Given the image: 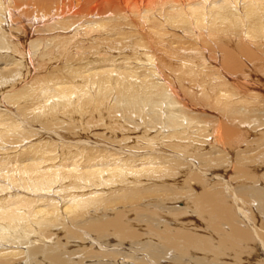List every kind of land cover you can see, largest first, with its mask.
<instances>
[{
  "label": "bare ground",
  "instance_id": "obj_1",
  "mask_svg": "<svg viewBox=\"0 0 264 264\" xmlns=\"http://www.w3.org/2000/svg\"><path fill=\"white\" fill-rule=\"evenodd\" d=\"M30 1L35 0H0V80L8 77L14 90L0 100V264H74L60 249L78 236L92 246L115 237V245L106 243L113 249L104 243L102 253L90 247V259L103 254L100 264H120V259L121 264H251L244 256L250 260L264 253V191L259 190L264 189V105L258 106L264 104V65L257 68L259 78L247 58V89L235 96L226 90L225 77L231 74L222 48L216 51L219 69H200L210 82L196 75L191 58H177L183 56L178 41L194 23L195 31L215 36V29L230 36L231 27H239L232 38L245 36L249 49L264 61V0H194L184 1L183 8L168 0L154 5L156 11L149 9L154 0H124V8L129 4L124 15L115 14L119 24L114 16L101 13L105 20L94 11L82 23L81 17L62 24L59 19L74 16L81 0H56L55 13L32 8ZM126 27L135 39L130 47L121 42ZM94 33L103 38L99 47L92 45L96 49L86 66L62 75V66L48 65L58 53L70 57L75 52L82 59L80 43L71 42ZM209 36L195 37L194 48ZM209 47L214 49L212 42ZM204 48L198 53L209 51ZM239 48L255 59L246 47ZM32 69L36 75L46 73L44 84L36 82L30 92V87L22 89V79L23 74L31 77ZM245 92L254 100L238 99ZM107 97V116L121 112L118 118L133 128L125 122L115 126V119L108 123L102 113L97 125L103 126H80L85 112ZM196 97L201 100L193 101ZM202 103L219 116L195 108ZM239 107L246 115L241 120ZM255 119L257 126H241ZM62 127L69 129L68 136ZM91 129L104 132L90 136ZM151 199L157 203L153 211L150 204L139 208ZM144 215L160 219L161 225L151 226V219L146 224ZM145 237L154 248L145 242L143 251L134 244L131 251L123 249L126 242L143 243ZM140 252L147 254L140 257ZM252 264H264V258Z\"/></svg>",
  "mask_w": 264,
  "mask_h": 264
},
{
  "label": "rangeland",
  "instance_id": "obj_2",
  "mask_svg": "<svg viewBox=\"0 0 264 264\" xmlns=\"http://www.w3.org/2000/svg\"><path fill=\"white\" fill-rule=\"evenodd\" d=\"M163 1H168V0H154V1H151V3H150V5H149V9H154L155 11H156V9H155V6L154 5H157L158 3H160V2H163ZM169 1H171L173 4H174V2H177L176 4L178 5L177 7L178 8H183V2L184 1H188V3H193V1L194 0H169ZM214 2L216 1V0H213ZM36 2H38V0H35V1H30V6L32 7V8H35L36 9V6H37V8H42L43 10H47L48 9V11L49 10H54V12L53 13H55V11H56V6H55V4H56V0H49L48 2H44V3H42L43 4V6H42V4L39 6V5H35L34 4V6L32 5L33 3H36ZM66 2H68V0H66ZM143 2L145 3V1L143 0ZM130 3L131 4H133L134 3V0H130ZM124 0H81L80 1V3H78V11L74 14V16H68L65 20L63 19V18H61V19H59V21L60 22H62V24L64 23V21H71V22H74V21H77V20H79L81 17V22L80 23H82L83 22V20H85L86 18V16H87V14L89 13V12H96V13H100V14H97V15H99V16H101V17H103L102 15H101V13H104V14H107L106 15V17H112V16H114V21H115V23L116 24H119L118 23V20H117V17H115V14H117V12H120L121 11V15H124V13H125V11H126V7L128 8V5L124 8ZM42 10V11H43ZM123 10V11H122ZM128 11V10H127ZM124 12V13H123ZM127 13V12H126ZM182 14L183 15H188V14H190L189 12H185V10H182ZM58 15L60 16V14L58 13ZM154 15V14H153ZM31 16V15H30ZM89 17V16H88ZM91 17H92V15H91ZM96 16H94V18H95ZM124 16H122V18H123ZM131 17H133V18H135V16H131ZM104 18V17H103ZM122 18H120L121 20H122ZM105 20H108L107 18H104ZM37 23V22H36ZM79 23V24H80ZM176 24V23H175ZM174 25V24H173ZM188 25V27H189V29H191L192 31H191V33L189 34V35H187L186 37H184V38H182L180 41H178V44L179 45H182L181 46V50H179L178 51V53L179 54H181V55H183V56H181V58L180 57H177L179 60H181V62H182V60H184V59H186V60H190V58L192 59V60H190L191 62H193L194 64H195V66L193 67L194 69H195V71H196V75L200 78V79H202V80H204V81H207V82H210V81H208V79H209V77H207V76H205V73H203V71H200V69L201 68H206L205 69V72H214V70H216L218 67H220L219 66V57H218V53L216 52L219 48H222V50H223V52H224V58H226V65H227V69L230 71V74H231V76H228V77H225L226 78V80L228 81V82H230V84H229V86H228V88H230V89H226L227 90V92L228 93H230V92H233L234 94H235V96H236V93H240V91L241 90H244L245 88L247 89V83H246V77H244V72H245V70H247V63H248V59L247 58H249L254 64H255V66H254V72H255V74H256V76H258L259 78H261L260 77V71H258L257 70V68H258V66H260L261 64H263L264 65V61L263 60H261L260 58H258L256 55H255V53L254 52H252L250 49H249V47L246 45V44H248V40L246 39V37L245 36H241V37H239V38H237V39H234V37H237L238 36V33H239V27L238 28H233V27H231V29L228 31L229 33H231V35L229 36V35H227V33H226V31H224V32H221V31H218L217 29H215V28H212L213 30L215 29V31H216V36L214 35V34H211L209 31L208 32H203V31H201V30H199V31H195L193 28H194V26H195V24L194 23H188L187 24ZM37 26H38V24H37ZM62 27V30H64V27L63 26H61ZM47 29V28H46ZM128 29V27H126L125 28V30L123 31V30H121L122 31V33H121V36L124 38V39H122L121 40V42H122V44H123V46L124 47H126V46H129L130 47V44L131 43H133L134 42V37L133 36H131V35H129V34H126L125 33V31ZM14 31V30H13ZM120 31V32H121ZM46 32H50V33H53L52 31H46ZM180 31H177L176 32V34L177 35H179V36H181V34L179 33ZM201 33H203V34H206V33H208V34H210V36L209 37H207V38H205L204 39V42L202 43V44H200L196 49L194 48L195 46H196V44L194 43L195 41H196V39H195V37H198ZM63 35H67V36H71L72 34L70 33V34H66V33H62ZM120 34V33H119ZM110 35H112V36H114V37H118L119 35H116L115 34V31H112V34H110ZM232 36H234L233 38H232ZM103 38V36L102 35H100V34H97V33H94V34H90L89 36H78V37H76L71 43H80V45H79V47H77L78 49H81L83 52H84V56H83V58L82 59H80L78 56H75V52H72V54L70 55V57H66V56H63V55H61V53H58V54H56L55 55V57H54V59L53 60H50V61H48V65H49V63H50V65L52 64L53 65V67L54 66H56V64L58 65V66H62L63 67V70H62V75H65L66 73H69V71H67L68 69H71V70H74V69H76V68H80V67H84V66H86L87 65V63L88 62H91V60H92V58L90 57V53L91 52H94V50L97 48V47H99L100 46V39H102ZM6 40V39H5ZM57 40H53V44L56 42ZM142 41H144V39H142ZM209 42H212L213 43V46H214V49H211L210 47H209ZM175 44H177V43H175ZM240 44L243 46V47H246L248 50H250L253 54H254V57H255V59H253V58H251L248 54H247V52H246V50L245 49H240L239 48V46H240ZM92 45H94V46H96V48H93L92 47ZM204 47H207L208 49H209V51H206V52H203V53H198V50L197 49H201V50H203L204 49V51H205V48ZM10 51H11V49H9ZM230 50H232V52H233V57L231 58L230 57ZM8 51V50H7ZM38 51L39 50H37L36 52L34 51V49H33V51H32V54H36L37 55V53H38ZM170 54H171V51H170ZM36 55H34V56H32V58H33V60L35 59L36 61H35V63L37 62V64L38 63H40V64H42V61H41V59L39 58V59H37V56ZM174 54H172V55H170V57L172 56V58H174V56H173ZM36 57V58H35ZM13 59H19V57H14ZM43 59H45V58H43ZM38 60V61H37ZM168 61V58L165 60V62H167ZM175 62V60L173 59V63ZM201 63H203V64H201ZM46 66L45 68H47V69H49V66ZM180 65H182V67H183V69H184V71H185V67L183 66L184 64H182V63H180ZM41 68H43L42 66H38V65H35V69L37 70H41ZM230 68V69H229ZM67 69V70H66ZM219 69V68H218ZM28 70H30V68L28 69ZM36 70H33L32 69V72H31V77H27V76H25L24 74H23V79H22V82H23V86H22V89H27V88H29L30 87V92H33V90H32V88H34V87H36V86H38V84L36 83V82H41V83H43L44 84V80L42 79L43 77H44V74L46 73L45 71V69H43V70H45V71H43V72H41V73H38L37 75H36ZM220 71V70H219ZM22 72H24V73H27V70L25 69V67L22 69ZM221 73V72H220ZM232 73H234V74H232ZM27 75V74H26ZM221 75H222V73H221ZM37 76V77H36ZM27 77V78H26ZM32 77H36L35 78V80L33 79H31ZM24 78H26V79H24ZM264 78V77H263ZM5 79V81H2V80H0V100H1V98H2V101L4 102L5 101V95L9 92V93H12L14 90L13 89H11L10 90V88L11 87H9L7 84H9V83H7V79H8V77H6V78H4ZM257 79V78H256ZM264 79H262V81H263ZM31 81V82H30ZM1 82H3V83H5L4 85H3V83L1 84ZM3 85V86H2ZM233 85H237V86H233ZM262 85H264V83L262 84ZM245 87V88H244ZM264 87V86H263ZM10 90H8V89ZM3 89H5L4 90V92H2L3 91ZM173 92H175V90L173 91ZM8 93V94H9ZM5 94V95H4ZM245 95L243 96V98L242 97H239L238 99H240L241 101H244V100H249L250 102L251 101H253L254 99H253V96H252V93L250 92V95H249V97L247 98V95H246V92L244 93ZM112 96H113V94L112 95H110V98H112ZM192 97H195V96H192ZM197 99V100H196ZM233 99V98H232ZM108 100V102H110V99H109V97H107V98H105L104 99V104L103 103H101V106L99 105V107L98 108H96V107H94L92 110H91V112H93V117H92V113L90 112V113H87L88 111H86L85 112V116L83 117L84 118V122H85V124H80V126H82V125H84V126H93L92 128L94 129V128H96V127H98V126H103L102 125V122L99 124V125H97L98 124V122H97V118H99V116L101 115V113H102V117L104 118V119H106L107 120V122L108 123H113V119H115L116 120V122H118L115 126H117V125H119V124H122V122L124 123L125 121H123V119L121 118H118V117H120V114H121V112H119V114L118 113H116V115L114 114L113 116H111L110 117V111H109V113H107L108 112V109H106L105 107H107L108 105L107 104H109L108 102H106ZM192 100L193 101H196V102H199L201 99L199 98V97H196V98H192ZM245 102V101H244ZM5 105V104H4ZM107 105V106H106ZM264 104L263 103H258V106H260L261 108H262V106H263ZM239 106V105H238ZM100 107H102V108H100ZM197 107H199V109L197 108ZM105 108V109H104ZM195 108H197L198 110H200L201 112H207L208 114H211V115H213V116H219L218 114H217V111L215 112V110L213 111V110H211V108H210V106L208 105V104H205L204 105V103H202V104H197L196 106H195ZM240 108V107H239ZM249 108V107H248ZM4 109V108H3ZM202 109V110H201ZM250 109V108H249ZM254 109H255V107H254ZM14 112H16L17 111V108L16 107H14ZM146 110H148V109H146ZM100 111V112H99ZM102 111V112H101ZM104 111H106V112H104ZM3 112V111H2ZM97 114H96V113ZM249 112H251L250 110L249 111H247V113H249ZM255 112H257V111H255ZM263 112V111H262ZM4 113V112H3ZM252 113H254V111L252 112ZM96 114V116H94ZM107 114H110V115H108L107 116ZM86 115L88 116V117H86ZM104 115V116H103ZM119 115V116H118ZM237 115H238V119L237 120H241V118L242 117H244V116H246L244 113H243V110L240 108L239 109V111L237 112ZM91 116V117H90ZM116 116H117V118H116ZM227 116V115H226ZM96 117V118H95ZM108 119H107V118ZM110 118V119H109ZM95 119V120H94ZM209 119H212V118H209ZM86 120V121H85ZM110 120V121H109ZM121 120V121H120ZM96 121V122H95ZM249 122L250 123H247V124H241V126H257L258 125V120H253V122H251L250 120H249ZM95 123V124H94ZM111 123V124H112ZM24 124H25V122H24ZM125 124H126V122H125ZM158 124V123H157ZM126 126H129V128L131 129V128H133L132 126L133 125H131V124H126ZM141 126H142V124H141ZM237 126H239V125H237ZM263 127H264V125H262ZM65 127V126H64ZM64 127H62L60 130H62V132L61 133H63V134H65V135H69V129L67 128L66 130H65V128ZM261 128V127H260ZM258 129V128H257ZM96 130V131H95ZM94 131L91 129V131L93 132H89L88 133V135H90V133H92L90 136H95L96 134H98V133H100V132H104V131H102V130H98V129H95ZM138 131H140V129L138 128L137 129ZM137 130H136V132H137ZM254 130V129H253ZM41 131V130H40ZM65 131V132H64ZM74 131H78V132H81L82 131V127L81 128H76ZM261 131V130H260ZM67 132V133H66ZM153 132V130L151 131V133ZM83 133H87L85 130H83ZM260 136V135H259ZM258 136V137H259ZM102 137V136H101ZM254 137H255V135H253L252 137H250V138H247V140H251L252 138L254 139ZM257 137V136H256ZM91 138V137H90ZM38 141V140H37ZM231 157V156H230ZM232 158V157H231ZM234 158V157H233ZM225 168V167H224ZM228 168V167H227ZM229 174H231V173H229ZM234 185H237L236 184V180H234L233 181V186ZM232 187V186H231ZM236 187V186H235ZM225 188V186H223V188L222 189H224ZM236 189H238V188H234V191H238L239 192V190H236ZM263 188L261 187V189H259V190H261V191H264V189L262 190ZM262 195H264V194H262ZM154 199H151V200H148V202H146L147 200H143L142 202V204L141 203H139V208H144V205L145 206H147V204L150 206V211H153V207H155L154 205L155 204H157V203H155L154 201H153ZM145 201V202H144ZM141 204V205H140ZM255 204V203H254ZM134 205V204H133ZM132 205V206H133ZM181 205H183V204H181ZM138 206V205H137ZM140 206H142V207H140ZM169 206V205H168ZM167 206V207H168ZM173 206V205H172ZM179 206H180V204H179ZM152 209V210H151ZM148 210V209H147ZM254 211H256L255 209H253ZM257 212V211H256ZM145 213H147L148 214V212H145ZM132 216H133V218H135V216L134 215H131V219H133L132 218ZM146 215H144V217L142 218L143 219V221L145 222L146 220V222H148V219H149V217H148V215H147V217H145ZM129 218V219H130ZM145 218H147V219H145ZM195 218V217H194ZM145 219V220H144ZM151 219V218H150ZM149 219V220H150ZM155 220V221H154ZM153 220V218L151 219V221H149V223H150V225L152 224L153 226H158V225H161L160 224V219H158V218H155ZM87 221H90V219H88ZM130 221H132V220H130ZM133 221H135L134 219H133ZM132 221V224H135L134 222ZM154 222V224H153V222ZM158 221V222H157ZM145 222V223H146ZM156 222V223H155ZM149 223H148V225H149ZM147 224V223H146ZM137 225V224H136ZM149 225V226H150ZM151 225V226H152ZM227 227V226H226ZM161 228H163L164 229V227H160V229ZM167 228V227H166ZM170 229V228H169ZM59 235H62V234H59ZM91 236V235H90ZM89 236V237H90ZM81 239H80V238ZM88 237V238H89ZM149 237H152V236H148V238ZM90 238H93V236L92 237H90ZM147 237H145L144 239H143V243H139L138 241H135V242H130V241H128V242H126L125 243V245H124V250H126V251H131V249H132V247L131 246H133V244L135 245V247H137V249H141L142 247V250L141 251H143L144 249H145V247L146 246H148V247H150L154 242H152V239L150 240V239H148ZM145 239H147V240H145ZM64 239H62V241H63ZM96 240V239H95ZM103 242H102V244L104 243L105 245H107L106 243H110L111 245H115V243H116V239H115V237H112L111 236V238L110 237H106V239H101ZM149 240H150V242H149ZM81 243H80V242ZM85 241H87V242H85ZM145 242H147L146 244H145ZM152 242V244H149V245H147L148 243H151ZM71 242H69V244H70ZM86 243V244H85ZM90 243H92L90 240H87V239H84V238H82V236H78V237H76V240H74V242H72L70 245L69 244H67L65 247H64V249L66 250H64V249H60V250H62L61 251V253H62V255H63V257L64 258H67L69 261L71 260V261H73L74 262V264H81L82 262V264H93V262H95L96 264H97V260H100L99 262H98V264H100V262L102 263V261H101V255H103V254H101L102 253V251L103 250H100L99 249V247H101L102 246V244H100V245H96V246H92V244H90ZM114 243V244H113ZM85 244V245H84ZM141 244V245H140ZM143 244H145V245H143ZM82 246V247H81ZM92 246V247H91ZM86 247H89V248H87L86 249ZM93 249L92 251H97V252H101V253H99L98 255H100V256H98V255H96V256H98V257H94V258H92V259H90L91 257H89L88 256V251L89 250H91V248ZM107 248H109V249H113V247H110L109 245H107L106 246ZM105 247V249H107ZM152 248H154L155 247V243L151 246ZM80 248V249H79ZM264 248V247H263ZM262 248V250H264ZM74 249V250H73ZM76 249V250H75ZM79 249V250H78ZM99 249V250H98ZM71 250V251H70ZM83 250V251H82ZM84 250H85V252H84ZM64 251V252H63ZM74 251H80L81 253L83 252L84 254H81V255H79L80 254V252H79V254H73L72 255V252H74ZM104 252V251H103ZM263 252V251H262ZM65 253H68V254H66L65 255ZM86 253V254H85ZM169 253H173V251H171V252H169ZM258 253H260V252H258ZM94 254V253H93ZM92 254V255H93ZM143 254L145 255V254H147L146 252H143ZM143 254H142V252H140V257L141 256H143ZM73 257H72V256ZM77 255V256H76ZM173 255V254H172ZM263 255V256H262ZM80 256H82L81 257V259H80ZM88 256V257H87ZM93 256H95V254L93 255ZM92 256V257H93ZM149 256V255H148ZM245 258H243V259H247L246 261L249 263V262H251L252 261V263H253V260H254V258H255V260H262V258H264V253H260L259 254V256L256 258V257H253V258H251L250 260H248V258H246V256H244ZM259 257H262V258H259ZM70 258V259H69ZM75 258V259H74ZM83 258V259H82ZM85 258V259H84ZM98 258V259H97ZM104 257L102 256V259H103ZM149 258V257H148ZM90 259V260H89ZM188 259V258H187ZM186 259V261L188 262V260ZM75 260V261H74ZM81 260V262H79ZM103 260H105V259H103ZM194 260V259H193ZM70 261V262H71ZM123 262V260L121 261V259H120V261H119V263L121 264ZM227 262H228V259H227ZM94 263V264H95ZM251 263V264H252ZM26 264V263H25ZM27 264H29V263H27ZM113 264V263H112ZM126 264H128L127 262H126Z\"/></svg>",
  "mask_w": 264,
  "mask_h": 264
}]
</instances>
